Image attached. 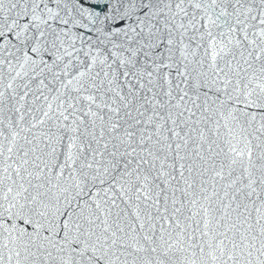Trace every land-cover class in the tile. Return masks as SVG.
<instances>
[{"label":"snow or ice","instance_id":"snow-or-ice-1","mask_svg":"<svg viewBox=\"0 0 264 264\" xmlns=\"http://www.w3.org/2000/svg\"><path fill=\"white\" fill-rule=\"evenodd\" d=\"M0 264H264V0H0Z\"/></svg>","mask_w":264,"mask_h":264}]
</instances>
